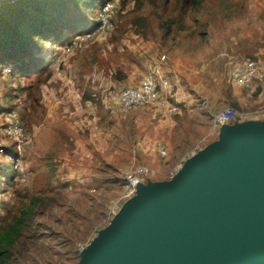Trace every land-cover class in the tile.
<instances>
[{"label": "rangeland", "instance_id": "obj_1", "mask_svg": "<svg viewBox=\"0 0 264 264\" xmlns=\"http://www.w3.org/2000/svg\"><path fill=\"white\" fill-rule=\"evenodd\" d=\"M15 1L0 0V7L2 2ZM244 1L206 0L194 30L200 36L192 41L175 32L147 39L129 31L115 39L113 31L135 8L130 0L122 1L114 29L99 39L76 44L81 32H68L64 44L48 39L39 56L52 75L41 90L46 113L41 123L28 130L24 171L15 183L22 185L20 190L47 192V202L18 247L15 264H79L82 248L132 199L124 197L128 175L147 167L155 173L143 184L168 185L188 159L219 142L221 128L214 130L219 112L234 108L247 114L263 106L229 83L224 56L243 55L264 62V0ZM70 45L73 49L68 53L65 49ZM162 55L169 58L164 74L171 84L164 101L167 107L178 106L179 114L163 117L155 107L138 116L121 114L117 110L120 92L138 86ZM11 87L17 85L5 71L0 78V114L15 111L27 127L30 103L19 98L12 108ZM246 118L240 123H264V115ZM160 149L167 154L163 156ZM4 161L0 157V183L7 171Z\"/></svg>", "mask_w": 264, "mask_h": 264}, {"label": "water", "instance_id": "obj_2", "mask_svg": "<svg viewBox=\"0 0 264 264\" xmlns=\"http://www.w3.org/2000/svg\"><path fill=\"white\" fill-rule=\"evenodd\" d=\"M195 156L140 183L79 264H264V123L224 125Z\"/></svg>", "mask_w": 264, "mask_h": 264}, {"label": "trees", "instance_id": "obj_3", "mask_svg": "<svg viewBox=\"0 0 264 264\" xmlns=\"http://www.w3.org/2000/svg\"><path fill=\"white\" fill-rule=\"evenodd\" d=\"M109 0H16L13 4L2 2L0 7V78L9 71L12 108L19 98L30 103L31 110L25 117L27 132L45 117L46 109L41 102V90L52 75L49 66L39 56L46 49V42L65 43L68 32H84L93 25L89 18L101 10ZM248 0H245V4ZM134 9L124 17L122 24L113 31L115 39L127 32L150 38L154 34L172 32L185 36L186 41L196 40L200 33L194 32L200 24L199 15L206 0H130ZM89 23V24H88ZM67 30L66 33L64 31ZM193 32V33H191ZM253 59V58H251ZM238 108L237 103H233ZM29 130V131H28ZM30 134V133H29ZM16 175L10 176L7 184L9 200L6 208L17 197V203L0 222V264H15L16 251L25 242L37 215L43 213L47 192L35 193L33 189L16 185ZM53 185V176L48 186ZM17 195V196H16Z\"/></svg>", "mask_w": 264, "mask_h": 264}, {"label": "built area", "instance_id": "obj_4", "mask_svg": "<svg viewBox=\"0 0 264 264\" xmlns=\"http://www.w3.org/2000/svg\"><path fill=\"white\" fill-rule=\"evenodd\" d=\"M122 1L109 0L97 13L92 27L77 35L75 43L84 44L99 39L114 29L116 13L119 12ZM74 39V40H75ZM72 45L74 41H72ZM72 45L65 51L70 53ZM226 65L229 67V83L244 92L250 99H257L263 103L261 108L254 113L238 114L234 108L223 109L215 116L214 130L224 125L240 123L239 120L250 115H264V62L251 59L243 55L225 54ZM167 55H162L158 62L150 67L149 73L136 87H127L120 92L117 110L123 115H141L151 107L162 110L163 117H174L179 114L178 106H166L164 97L169 94L170 81L164 74V67L168 64ZM249 99V100H250ZM247 119V118H246ZM28 143V132L22 123L20 116L15 111H7L0 114V157H5V176L0 183V222L4 219L9 195L7 181L10 176L18 175L24 171V152ZM165 156L167 151L160 149ZM197 154V153H196ZM155 173L147 167H138L132 174L126 177L128 186L124 197L133 198L137 194V185L149 179V174ZM137 181V183H135ZM6 188V189H5Z\"/></svg>", "mask_w": 264, "mask_h": 264}, {"label": "bare ground", "instance_id": "obj_5", "mask_svg": "<svg viewBox=\"0 0 264 264\" xmlns=\"http://www.w3.org/2000/svg\"><path fill=\"white\" fill-rule=\"evenodd\" d=\"M197 156H194V158H196ZM191 161V160H190ZM189 162V161H188ZM177 176V175H176ZM176 176L172 179V181L176 178ZM139 185V184H138ZM137 185V186H138ZM139 188H141V186L139 187Z\"/></svg>", "mask_w": 264, "mask_h": 264}, {"label": "crops", "instance_id": "obj_6", "mask_svg": "<svg viewBox=\"0 0 264 264\" xmlns=\"http://www.w3.org/2000/svg\"><path fill=\"white\" fill-rule=\"evenodd\" d=\"M256 60H258V59H256ZM256 100H257V99H256ZM249 101H250V100H249ZM251 101H252V99H251ZM255 103H257V104H258V103H259V101H255Z\"/></svg>", "mask_w": 264, "mask_h": 264}]
</instances>
